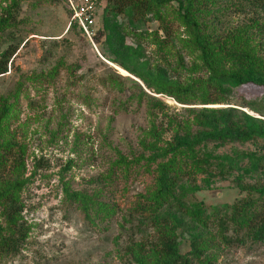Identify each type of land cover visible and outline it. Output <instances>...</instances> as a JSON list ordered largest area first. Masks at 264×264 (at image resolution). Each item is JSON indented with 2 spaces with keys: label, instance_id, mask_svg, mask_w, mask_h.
Listing matches in <instances>:
<instances>
[{
  "label": "rangeland",
  "instance_id": "rangeland-1",
  "mask_svg": "<svg viewBox=\"0 0 264 264\" xmlns=\"http://www.w3.org/2000/svg\"><path fill=\"white\" fill-rule=\"evenodd\" d=\"M76 1L0 0V55L9 47L18 48L8 73L0 75V164L6 165L5 170L0 167V173L4 172L8 182L14 171V151L7 148V152L2 144L12 139L25 146L21 222L29 229L20 251L0 256V264H135L131 255L126 256V248L132 240H147L154 233V224L144 219L149 213L143 206L160 160L148 161L157 150L145 146L155 143L165 148L178 125L190 121L189 108L232 107L264 120L261 87L234 89L227 102L208 105L199 99L181 104L148 90L135 76L140 83L124 69L111 66L104 56L103 34L90 41L72 29L67 5ZM112 1L121 5L127 0ZM241 1L215 0L209 14H201L206 23L201 27L203 34L224 41L240 30L256 31L249 28L251 19L264 22V12L246 2L241 6ZM107 5L108 0L100 12ZM7 17L8 23L2 25ZM119 21L128 24L124 15ZM126 30V45L140 49L141 60L169 68L170 75L182 81L207 77V72H192L194 65H202L199 51L194 43L186 42L191 40L190 30L173 14ZM132 32L142 37L137 39ZM240 46L248 47L257 59L264 57V35H250L249 41L238 43V51ZM115 71L124 77L119 87L109 82ZM134 82L164 102V107L153 108ZM262 146L261 141L233 143L218 148L215 154L261 151ZM203 178L184 177L202 187L188 195L186 206L202 202L210 212L248 197L240 192L238 182L264 184V171L254 177L216 178L210 187ZM66 190L88 194L111 207L114 214L104 219L100 215V219L91 211L90 221L69 200ZM3 212L0 206L2 234L8 228ZM210 229L215 232L213 226ZM213 234L215 239L205 236L212 258L209 264H264V245L226 247L218 233ZM181 240L185 254L190 250L189 237Z\"/></svg>",
  "mask_w": 264,
  "mask_h": 264
},
{
  "label": "trees",
  "instance_id": "trees-1",
  "mask_svg": "<svg viewBox=\"0 0 264 264\" xmlns=\"http://www.w3.org/2000/svg\"><path fill=\"white\" fill-rule=\"evenodd\" d=\"M243 2H246V6L264 12V0H242L241 6ZM214 3L215 0H127L117 5L108 0L106 8L102 12L98 10L99 22L95 27V38L98 39L102 34L105 36L104 56L110 63L135 76L148 90L172 97L181 104H190L196 99L204 105L224 103L234 89L249 85L264 90V57L255 58L246 46H240L241 51L236 49L241 40L249 41L250 35H264V22L254 17L249 28L256 31L252 30L251 34L248 33L250 30H240L229 34L231 37L224 41L213 40L203 34L201 27L206 23L202 21L201 14L206 11L209 14L208 8ZM67 6L69 12H72L70 5ZM168 14H173L179 23L190 30L191 40L186 42L195 44L202 63L200 66L194 65L192 72H207V77L185 81L174 78L170 75L169 68L141 60V50L126 45V27L141 26L152 19L163 20ZM121 15L128 20V24L119 21ZM147 15L152 17L148 18ZM8 21V17L3 18L2 25H6ZM72 29L84 37L78 24L73 22ZM132 33L137 39L142 37V34ZM262 44L260 42L261 46ZM17 49L9 47L1 53L0 75L8 73V64ZM123 79L115 71L109 82H114L119 87ZM134 83L142 96L148 97L153 108L164 107V102L147 94L137 82ZM9 111L10 107H7L6 114ZM188 114L190 121L183 126L178 125L165 148H159L155 143L148 144L150 146L143 143L146 149L157 150V154L148 158V161H160L156 168L154 186L145 196L146 204L143 206V210L149 213L144 219L154 224V233L151 232L147 240H132L125 250L126 256L131 255L135 264H209L212 258L207 253L209 240L205 236L212 235V239H215V232L218 233L220 243L226 247L247 243L264 245V184L238 182L240 192L247 193L248 197L234 204L216 206L209 212L202 202L186 206L188 195L199 192L202 187L184 180V177L196 179L203 175L204 184L210 187L216 178L226 179L235 174L254 177L264 171V120L232 107L189 108ZM194 127L196 129L193 130ZM249 141H261V151L215 154L220 147ZM2 147L7 152V148L14 151L11 179L5 182L4 172L0 173V206L8 224L6 233L2 234V227L0 229V256H9L20 251L29 231L21 222V193L26 184V179H23L26 171V148L12 139L2 144ZM4 166L5 162L3 164L2 161L0 167L3 170ZM66 192L69 200L90 221L91 211H95L97 218L104 216L103 219L114 214L111 207L97 202L88 194L70 190ZM211 226L215 232L210 229ZM230 231L234 234L229 235ZM185 236L189 237L190 250L184 254L181 251V239Z\"/></svg>",
  "mask_w": 264,
  "mask_h": 264
},
{
  "label": "built area",
  "instance_id": "built-area-1",
  "mask_svg": "<svg viewBox=\"0 0 264 264\" xmlns=\"http://www.w3.org/2000/svg\"><path fill=\"white\" fill-rule=\"evenodd\" d=\"M106 0H78L70 4L72 20L78 24L83 36L93 41L96 36L95 27L98 23V10Z\"/></svg>",
  "mask_w": 264,
  "mask_h": 264
},
{
  "label": "water",
  "instance_id": "water-1",
  "mask_svg": "<svg viewBox=\"0 0 264 264\" xmlns=\"http://www.w3.org/2000/svg\"><path fill=\"white\" fill-rule=\"evenodd\" d=\"M111 65V64H110ZM111 66H113V65H111ZM114 67V66H113ZM115 69H117L116 67H114ZM118 70V69H117ZM119 71V70H118ZM128 77H131V78H133L134 80H136V81H138L137 79H135L132 75H127ZM139 82V81H138ZM140 83V82H139Z\"/></svg>",
  "mask_w": 264,
  "mask_h": 264
},
{
  "label": "bare ground",
  "instance_id": "bare-ground-1",
  "mask_svg": "<svg viewBox=\"0 0 264 264\" xmlns=\"http://www.w3.org/2000/svg\"><path fill=\"white\" fill-rule=\"evenodd\" d=\"M113 66L116 67L118 70H122V71H124L123 69H121V68H120L119 66H117V65H114V64H113ZM124 72H125V71H124Z\"/></svg>",
  "mask_w": 264,
  "mask_h": 264
}]
</instances>
